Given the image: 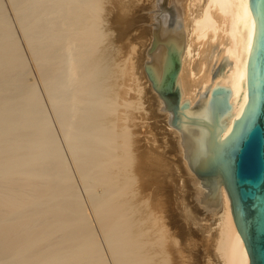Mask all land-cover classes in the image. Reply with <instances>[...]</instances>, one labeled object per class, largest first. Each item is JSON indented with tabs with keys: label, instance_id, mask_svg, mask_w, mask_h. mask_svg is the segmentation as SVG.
<instances>
[{
	"label": "bare ground",
	"instance_id": "bare-ground-1",
	"mask_svg": "<svg viewBox=\"0 0 264 264\" xmlns=\"http://www.w3.org/2000/svg\"><path fill=\"white\" fill-rule=\"evenodd\" d=\"M107 1L0 0V264H169L175 200L197 219L196 264H249L226 187L190 167L185 134L144 69L150 41L178 35L180 103L204 108L215 85L229 86L228 133L247 101L249 0H138L120 48L118 100ZM143 92L156 99L150 112H140ZM158 136L165 144L150 156ZM149 157L169 168L154 189Z\"/></svg>",
	"mask_w": 264,
	"mask_h": 264
},
{
	"label": "water",
	"instance_id": "water-1",
	"mask_svg": "<svg viewBox=\"0 0 264 264\" xmlns=\"http://www.w3.org/2000/svg\"><path fill=\"white\" fill-rule=\"evenodd\" d=\"M255 21L247 62V101L233 120L229 86L215 85L207 104L191 109L180 103L179 69L183 43L171 33L153 38L147 46L144 69L153 88L171 110V125L187 140V158L196 175L224 184L234 222L249 255V264H264V0H249Z\"/></svg>",
	"mask_w": 264,
	"mask_h": 264
},
{
	"label": "rangeland",
	"instance_id": "rangeland-1",
	"mask_svg": "<svg viewBox=\"0 0 264 264\" xmlns=\"http://www.w3.org/2000/svg\"><path fill=\"white\" fill-rule=\"evenodd\" d=\"M110 1H112V0H110ZM108 2H109V0L107 1V4H108ZM113 2H114L115 6H113V4H112V6H113V7H111L112 11H109V12L106 11L105 12V13H107L105 15L108 16V14H109V16L108 17L105 16V19H104V25L105 26L104 27L106 29V36L108 37L107 38V45L110 47L109 56H110L111 60L113 61V63L115 64V67L113 68V71H112V81L116 84L115 89H114L115 90L114 97L116 100H118L119 96H121V69L119 68V67H121V51H120L121 49L120 48H121V45L122 46H125V44L128 45L127 42H129L128 38L125 37L127 35L126 34L127 31L130 29V26H129L130 16H128V15H131L132 10L135 9L136 7H139L142 4V1H138V0L137 1H135V0H113L112 3ZM144 12L148 13L149 11L145 10ZM106 18H108V19H106ZM108 20H110V21H108ZM126 21H128V22H126ZM125 23H127V25ZM109 25L111 28L110 27L108 28ZM107 32H109V33H107ZM140 40H142V41H140ZM140 40H139V42H137L138 46H137L136 51L131 54V57L134 60H136L137 62H141L142 57H143V55H142L143 54L142 53L143 48H144L143 43L145 40L144 39H140ZM140 44H141V46H140ZM143 81H144V79H141V85L146 86L145 81H144V83H142ZM143 88L145 89V92H147L146 91L147 89L145 87H143ZM144 89H143V91H144ZM150 94L149 93L145 94L144 92L141 93L142 96L140 99V101H141L140 109H142L144 111H140V112H146V111L150 112V110L153 109L152 104L153 103L155 104L156 99L153 97V95H150ZM149 96L152 99H149L150 98ZM120 116H121V106H118L116 113L112 117L113 119L115 118V120H116L115 124L116 125L117 124L119 125L121 122ZM159 130H160V133H158V134H167V133L162 132L163 131L162 128ZM151 134H153V133H151ZM159 136L156 137V142L155 143L153 142L154 144L152 145V150H149V152H148L150 156H151L150 153H152V155H154L156 153V152L154 153L155 149L161 148V147H158V145L160 143H162V139ZM117 139H118V141L121 142V132L120 131H119V133H117ZM158 140H159V142H158ZM164 144L165 143H162V146ZM155 147H157V148H155ZM171 157H172L171 161H174L173 159H175V156H173L172 153H171ZM148 161H149V169H148V176L147 177H148V181H149L151 187L154 189L155 187L156 188L158 187V184L160 183L159 181L162 178L163 174L164 173L167 174L169 172V168H166L165 164H163V162L161 161L160 158H157V157L150 158L149 157ZM175 164L176 163H174V165ZM177 170H178V166L176 164L174 172H177ZM155 201H157V200L153 197L152 203H155ZM174 210H176V215H177L178 233H176V237H177L176 240H174V239L171 240L170 238H166V252H167V255L169 257V259H167L168 263L169 264H196L197 263L196 262L197 261V259H196L197 253H198L199 249L202 248L203 242L200 239V235L197 234V226H196L197 219L195 217V213L193 212L190 205H186V206L182 205L181 203H179L178 200H175V202H174ZM166 214H168L167 215L168 218L171 217V215L169 213H166ZM169 215H170V217H169Z\"/></svg>",
	"mask_w": 264,
	"mask_h": 264
}]
</instances>
